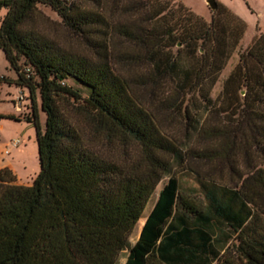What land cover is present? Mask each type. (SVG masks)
Segmentation results:
<instances>
[{"label":"trees","instance_id":"trees-1","mask_svg":"<svg viewBox=\"0 0 264 264\" xmlns=\"http://www.w3.org/2000/svg\"><path fill=\"white\" fill-rule=\"evenodd\" d=\"M38 4L58 14L61 33L38 23ZM2 9L0 48L17 78L0 86L29 91L40 171L21 184L0 168V264H117L158 184L184 163V145L161 126L177 117L197 140L187 159L210 167L190 166L195 188L169 177L124 264H264V31L213 100L247 28L222 3L210 22L180 0H0ZM91 137L136 155L119 161Z\"/></svg>","mask_w":264,"mask_h":264},{"label":"rangeland","instance_id":"rangeland-1","mask_svg":"<svg viewBox=\"0 0 264 264\" xmlns=\"http://www.w3.org/2000/svg\"><path fill=\"white\" fill-rule=\"evenodd\" d=\"M186 6H188L196 14L202 16L207 22L212 19L213 11L210 8L206 0H180ZM218 3L224 4L229 8L234 14L239 16L242 20L246 22V31L240 40L239 46L233 52V55L226 63L224 69L222 70L218 81L211 91V97L214 100L219 94L224 78L227 76L228 72L238 60L239 53L251 42L254 35L264 31V0H217ZM38 9L43 14L38 17V23L48 30L50 33L57 34L63 31V27L60 23L61 18L58 14L52 10L49 6L44 4H38ZM5 10H0V20L3 17ZM47 16V17H46ZM51 21L55 23H51ZM74 46L77 43H73ZM0 76H6L11 79L17 78L16 71L10 66L4 51L0 48ZM69 84L73 86H80L75 83L72 79L67 80ZM82 88L84 94H87L88 90L84 87ZM19 86L14 82H2L0 86V168L9 167L17 176V182L21 183H32L34 178L40 171V163L38 157V144L36 139V127L31 123L26 121L24 118L30 113L31 110V100L29 98V91L26 87L22 90L25 92L26 98L25 105L22 111L17 113L14 110L13 104L10 101V96L13 93L18 92ZM196 107L193 108L196 115H202L203 118L207 117V112L203 110V105L197 102ZM198 106V107H197ZM37 107L38 114L40 118V123L42 127L45 125V112L41 109V98L38 94L37 97ZM19 117L20 119H16ZM180 117L177 119H165L161 123L162 129L173 134L175 138L181 142L183 146V152L185 151V159L183 165L173 166L171 172L163 177V179L158 184L156 190L151 196L141 219L136 224L130 238L129 245L123 249L119 255L117 264H123L129 253V248L138 239L142 226L145 222L147 213L152 206L155 197L159 189L167 182L171 175L177 176L180 180V185L185 190L187 188H195L197 186L196 176L194 172L190 169L192 167L204 172L210 166L206 162L196 161L187 159L186 151L187 147H194L197 145V140L194 138H188L185 125L181 122ZM19 137L21 143L18 147L11 150L10 154L4 152L8 141L11 138ZM92 138V137H91ZM101 138H92L90 142L93 146L106 150L112 156H115L119 161L132 160L136 155V147L133 144L128 146L122 143H112L109 147H105ZM23 184V183H22Z\"/></svg>","mask_w":264,"mask_h":264},{"label":"built area","instance_id":"built-area-1","mask_svg":"<svg viewBox=\"0 0 264 264\" xmlns=\"http://www.w3.org/2000/svg\"><path fill=\"white\" fill-rule=\"evenodd\" d=\"M25 98H26V97H25V94H24V92H22V91L19 92V94L14 98L15 106H16L18 109H20V107H21V103H22V101H23ZM21 142H22V141H21V139H20L19 137L11 138V139L8 141L7 145H6V148H5L4 152H5L6 154H10V153H11V150H12L13 148H15V147H18V146L20 145Z\"/></svg>","mask_w":264,"mask_h":264},{"label":"crops","instance_id":"crops-1","mask_svg":"<svg viewBox=\"0 0 264 264\" xmlns=\"http://www.w3.org/2000/svg\"><path fill=\"white\" fill-rule=\"evenodd\" d=\"M21 91L24 92V91L22 90V88L19 87L18 92L13 93V94H11V96H10V101H11V103L13 104L14 110H15L17 113H19L18 111H22V110H23V107H24V105H25V100H26V98H25V99L22 101L20 109H18V108L15 106L14 98H15V97L19 94V92H21ZM24 94H25V92H24ZM25 95H26V94H25ZM0 127H2V124H0ZM19 181L21 182V184H22V183H23V184H29V183H24V182H22L21 180H19ZM159 191H160V189H159ZM159 191H158L157 196L155 197L154 202H153L152 206L150 207L148 213H149L150 210L152 209V207H153V205H154V203H155V201H156V199H157V197H158ZM148 213H147V215H148ZM125 261H126V260H125ZM124 263H125V262H124ZM124 263H123V264H124Z\"/></svg>","mask_w":264,"mask_h":264},{"label":"water","instance_id":"water-1","mask_svg":"<svg viewBox=\"0 0 264 264\" xmlns=\"http://www.w3.org/2000/svg\"><path fill=\"white\" fill-rule=\"evenodd\" d=\"M206 1L213 11L217 9V7H218V1L217 0H206ZM178 45H180V44L178 43Z\"/></svg>","mask_w":264,"mask_h":264}]
</instances>
